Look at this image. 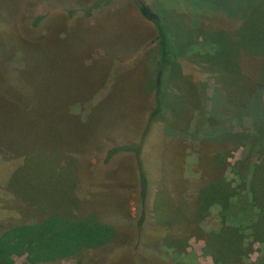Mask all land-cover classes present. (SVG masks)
<instances>
[{
    "label": "rangeland",
    "instance_id": "obj_1",
    "mask_svg": "<svg viewBox=\"0 0 264 264\" xmlns=\"http://www.w3.org/2000/svg\"><path fill=\"white\" fill-rule=\"evenodd\" d=\"M96 1L0 0V142L9 137L32 155L12 175L1 178L3 188L14 192L10 194L15 204L27 200L41 213L63 212L67 193L79 201L93 193L99 195L95 205L86 206L92 215L116 209L133 217L137 193L130 156L117 160L116 167L104 165L103 157L111 143L108 134L137 139L142 126L139 105L146 109L143 116L153 105L160 51L162 108L143 149L150 199L158 198L156 215L175 219L178 211L194 215L196 195L202 193L203 203L210 207L201 224L204 230H215L218 219L211 194L246 193L236 165L262 160L257 139L252 143L244 136L251 130L250 122L239 110L248 99L239 89L246 67L237 71L236 63L227 67L225 58L221 62L220 55L213 58L210 53L211 38L223 39L230 33L225 32L227 25L236 26L222 14L225 0H111L107 7L100 5L84 15ZM139 1L163 25L160 48L154 25L138 13ZM32 21L35 24H29ZM209 62L218 64V75ZM249 71H254L252 65ZM89 95L91 101L84 102ZM258 95L260 107L264 92ZM74 101H80L85 120L67 141L64 125L50 126L41 117L54 116L58 107L64 115L67 103ZM235 113L237 119L231 120ZM0 155L12 157L1 150ZM219 159L225 163L222 170L208 171L210 165L223 164ZM249 180L250 193H264L262 177L252 174ZM192 229L182 236L176 261L214 264L204 239ZM252 246L247 257L254 262L259 244ZM11 259L25 263V255L12 254Z\"/></svg>",
    "mask_w": 264,
    "mask_h": 264
},
{
    "label": "trees",
    "instance_id": "obj_2",
    "mask_svg": "<svg viewBox=\"0 0 264 264\" xmlns=\"http://www.w3.org/2000/svg\"><path fill=\"white\" fill-rule=\"evenodd\" d=\"M110 1L98 0L83 13L89 16L96 12L100 5L107 7ZM135 6L138 13L154 25L157 33L154 40L160 48L165 33L158 15L142 1L135 2ZM223 8V16L233 21L236 26L228 24L225 32L230 33L223 39L211 38L210 53L213 58L220 55L221 62H224L225 58L227 67L236 63L237 71L240 69L242 72L241 68L246 67L248 73H243L245 78L238 74L239 85L242 86L238 88L248 99L243 106H239V110L247 113L245 118L250 122L251 130L244 136L250 142L257 139L255 144L262 155V160L254 164L245 161L236 165L238 171L240 170L238 176L241 179L238 181L245 186L246 193L211 194L210 199L213 202L211 206L217 210L218 228L210 231L203 229L201 224L205 218L203 212L209 210L210 205L203 203L205 197L202 193L196 195L194 215L188 211H178L174 219L168 218L167 214H161L159 217L154 212L158 198L155 202L150 199L151 184L147 176L143 149L151 130V123L157 120L162 108L159 82L164 61L163 54L159 51L156 81L152 88L153 105L144 116L142 112L145 107L139 105L142 126L137 139H133L131 134H108L111 143L104 151L103 157L104 165L116 167L117 160L130 156L137 193L136 214L132 217L126 212L110 209L104 210L105 214L102 213L100 216L92 215L86 206L95 205L99 195L93 193L83 197L82 201L67 193L66 197H63V212L41 213L27 200L15 204L17 200L10 194L14 192H8L9 189L3 188L1 178L9 173L12 175L18 165L32 155L24 153L25 151L18 148L16 142L9 137L1 138L0 150L11 154L12 157L1 158L0 155V264H14L12 254L25 255L24 264H56L69 259H73L75 264H100L103 260H109L108 264H182L183 260L176 261L175 258L182 246V236L187 230H193L192 228L199 232L197 235L199 238L204 239L205 252L210 254L214 264H264V193H250L248 185L252 174L264 179V144L259 143L264 140L262 137L264 105L261 104L259 107V103L257 104L258 94L264 92V0H225ZM34 21L39 23L40 18ZM34 21L29 24H33ZM234 28H237L236 35L232 34ZM219 44L221 49H217ZM209 63L211 68L213 67V73L218 75L214 66L218 64ZM251 65L254 69L252 73L249 71ZM248 86L251 87V91L248 90L250 88ZM95 93L98 94L97 91ZM91 97L89 95L84 102L89 103ZM81 109L80 101H74L67 103L64 115L63 110L58 107L54 116L40 117L49 121L50 126L64 125L69 130L67 139L69 141L74 138L70 132L84 125L85 118L82 117ZM231 116L233 117L231 120L237 119V113ZM90 139L91 137H85L83 140ZM219 160L223 164L219 167L210 165L208 171L219 168L222 170L225 163L224 160ZM214 184L215 188H218V184L216 182ZM191 209H195L194 205H191ZM254 243L259 244V257L253 262L247 255L252 252Z\"/></svg>",
    "mask_w": 264,
    "mask_h": 264
}]
</instances>
